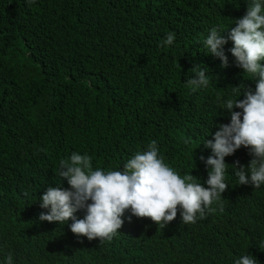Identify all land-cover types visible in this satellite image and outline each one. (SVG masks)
<instances>
[{"label":"trees","instance_id":"16d2710c","mask_svg":"<svg viewBox=\"0 0 264 264\" xmlns=\"http://www.w3.org/2000/svg\"><path fill=\"white\" fill-rule=\"evenodd\" d=\"M252 2L0 0V264L9 254L12 264H235L244 254L264 264V184H239L232 166L253 158L244 146L224 157L223 211L214 203L195 223L179 208L165 226L126 209L112 239L89 240L71 232L72 219L39 220L46 188H69L58 168L72 152L122 170L156 140L166 164L207 187L204 141L230 123L223 102L254 93L256 79L230 39L226 66L203 40L212 28L227 39ZM193 67L210 81L195 92Z\"/></svg>","mask_w":264,"mask_h":264},{"label":"clouds","instance_id":"9594fccd","mask_svg":"<svg viewBox=\"0 0 264 264\" xmlns=\"http://www.w3.org/2000/svg\"><path fill=\"white\" fill-rule=\"evenodd\" d=\"M227 39L212 28L203 40L205 51L227 65V57L222 45L230 39V49L239 67L256 79L254 93L244 92V99H227L223 109L230 113V123L220 124L213 140L204 141L211 148L212 155L203 156L208 168L207 187L193 180L190 173L181 176L179 172L164 162L159 154L156 140H152L147 150L136 152L122 170L93 169L89 155L72 152L68 159L59 161L58 174L66 179L69 188L59 185L48 186L39 197L40 207L49 209L40 213L39 220L59 222L69 219V228L77 236L89 240L112 239L122 226L121 215L126 209L139 218H150L156 224L165 226L172 221L180 210L184 223H195L197 214L203 218L207 211H216L211 206L216 203L223 211L222 193L228 187L225 183L226 164L224 157L232 155L241 146L250 149L253 158L247 166L236 161L232 166L239 184L251 183L253 187L264 184V3L253 0L246 14L235 21ZM174 34L169 33L161 46L171 45ZM191 71L197 78H190L187 84L190 91L206 88L210 81L205 74L207 69L193 67ZM242 109L233 111V108ZM186 143L188 141H185ZM239 165V166H237ZM88 201H91L88 203ZM84 209V218L77 219L74 213ZM264 246V245H262ZM12 264V255L6 258ZM235 264H257L251 254H244Z\"/></svg>","mask_w":264,"mask_h":264}]
</instances>
